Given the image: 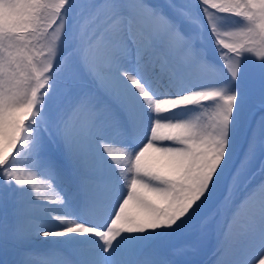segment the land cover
<instances>
[{
  "label": "snow or ice",
  "instance_id": "6c2138e0",
  "mask_svg": "<svg viewBox=\"0 0 264 264\" xmlns=\"http://www.w3.org/2000/svg\"><path fill=\"white\" fill-rule=\"evenodd\" d=\"M258 150L264 0H0V264H195L226 181L213 264H264Z\"/></svg>",
  "mask_w": 264,
  "mask_h": 264
},
{
  "label": "bare ground",
  "instance_id": "6f19581e",
  "mask_svg": "<svg viewBox=\"0 0 264 264\" xmlns=\"http://www.w3.org/2000/svg\"><path fill=\"white\" fill-rule=\"evenodd\" d=\"M210 108H211V104L209 102V110H210ZM117 155H118L119 158L120 157L123 158L121 163H123L124 165H127L129 163L127 156L123 152H119L118 151ZM142 160H143V162L145 164H147L148 166H150V167H152V168H154V169H156L158 171L167 172V168L163 166L164 165V158L161 156V154L156 153L154 150H149L147 153H145V156L142 158ZM262 162H264V157L261 156V153L258 150L257 153H256V157L252 160V164H254V166H256V165H258V164H260ZM263 178H264V175H263ZM228 182L229 181H226L225 184L222 185V187L219 190V192L217 193L216 197L208 205H206L205 208L202 211L201 217L203 215H206V216H208L209 214L211 215L212 213L215 214V216H212V218H214L213 221L208 223L207 226H206L207 234L210 237V244L208 245V247H207V249L205 251L204 258L200 259V258H198L196 256H195L196 257L195 258L193 256V254H191V250L189 251L188 250L189 248L187 249V255H186L185 258L194 261L195 264H213V259H214L213 253H214V250H215V247H216V243H217V239H218V236H219L220 228H221V226L223 224L224 219L229 214V210L233 207V204L231 202L230 205L227 206L226 209L225 208H223V209L219 208V200H220V198L222 197L223 199H225V197L228 196L227 193H226V191H227L226 187H227V183ZM52 196L55 199V193H52ZM206 219H208V218H206ZM195 224H196V222H194L192 225L195 226ZM192 225H190V226H192ZM188 232L191 233L190 230L185 231L183 236L179 240L175 241V243H178V244L186 246L187 241H189L188 239L190 237H184V235L186 233H188Z\"/></svg>",
  "mask_w": 264,
  "mask_h": 264
},
{
  "label": "rangeland",
  "instance_id": "374dc122",
  "mask_svg": "<svg viewBox=\"0 0 264 264\" xmlns=\"http://www.w3.org/2000/svg\"><path fill=\"white\" fill-rule=\"evenodd\" d=\"M154 2L157 4H165L166 0H154ZM209 51H210V54L214 55V53L211 52V49H209ZM122 159L123 158H121V157L119 158L120 162L122 161ZM254 164H252V162H251V164L249 165V169H248L247 173L245 174V176L242 178L238 190L235 191V193L232 195L233 200L238 199V197H240L242 195L244 187H245V185L249 179H251L252 183H256V182H259L263 178V175L260 171L262 163L258 164L259 166L258 165L254 166ZM229 183H230V181L227 183L226 190L228 188ZM226 193H227V195H229L228 190L226 191ZM230 203H231V201L228 200L227 197H225V199H223L221 197L219 200V208H221V209L225 208L226 209L227 206L230 205ZM212 216H215V214L212 213L211 215L209 214L208 216H206V215H203L202 217L200 216V218L197 221H195L196 222L195 226L194 225L189 226L185 230V231H188V230L191 231V233L190 232L186 233L184 235V237H190L188 239L190 242L187 241L186 246H187V249L189 248L188 249L189 251L191 250V254H193L194 257L196 256L200 259L204 258L205 251H206L208 245L210 244V237L207 234L206 226L208 223L213 221L214 218H212ZM206 218H208V219H206Z\"/></svg>",
  "mask_w": 264,
  "mask_h": 264
},
{
  "label": "trees",
  "instance_id": "16d2710c",
  "mask_svg": "<svg viewBox=\"0 0 264 264\" xmlns=\"http://www.w3.org/2000/svg\"><path fill=\"white\" fill-rule=\"evenodd\" d=\"M74 2L75 3H79L80 2V0H74ZM186 2V0H175V3H177V4H183V3H185ZM78 11V10H77ZM73 14H75V13H73ZM54 27V26H53ZM50 32L52 31L51 29L49 30Z\"/></svg>",
  "mask_w": 264,
  "mask_h": 264
}]
</instances>
